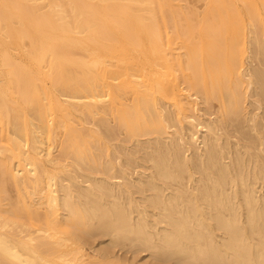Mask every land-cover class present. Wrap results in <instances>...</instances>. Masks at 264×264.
<instances>
[{"label": "bare ground", "instance_id": "obj_1", "mask_svg": "<svg viewBox=\"0 0 264 264\" xmlns=\"http://www.w3.org/2000/svg\"><path fill=\"white\" fill-rule=\"evenodd\" d=\"M202 1V11L190 3L186 14L175 0H0V200L7 182L17 194L10 209L0 202V264H92L69 242L98 229L151 250V264H264V171L254 174L260 189L236 174L240 185L218 155L221 127L200 109L217 100L221 116L239 117L246 81L264 98V72L250 70L253 83L246 64L253 53L264 57V0ZM176 122L187 138L170 134ZM120 132L155 139L150 158L163 180L182 181L194 160L208 168L202 187L177 182L182 188L165 194L152 181L158 191L144 199L162 207L165 226L150 224L133 198H106L128 201L130 185L100 179L82 187V201L74 198L81 188L60 180L71 162L96 168L102 138ZM189 141L197 147L187 159Z\"/></svg>", "mask_w": 264, "mask_h": 264}, {"label": "rangeland", "instance_id": "obj_2", "mask_svg": "<svg viewBox=\"0 0 264 264\" xmlns=\"http://www.w3.org/2000/svg\"><path fill=\"white\" fill-rule=\"evenodd\" d=\"M175 2L183 4V6L181 5V9L183 12L186 11V9H185L186 7L189 10L195 6L194 8H197L198 12L202 11V9H203V1L202 0H182V1L181 0H175ZM190 3L191 4L193 3L192 4L193 6L191 5V8H190ZM188 10L186 12H189ZM186 12H184V13H186ZM186 14H188V13H186ZM247 60L249 61V62L246 61L247 67L249 68V72H251L250 70H254V71H259V70L261 71L262 70L264 72V57H263V55L253 53V54H251L250 59H247ZM251 74H253V75H251ZM251 74H250V79L253 80V83H255L254 81L256 80V74H254V72L253 73L251 72ZM251 76L253 78H251ZM244 87H245V89H244ZM243 89L245 91H242V93L243 94L245 93V94L242 97L243 98L245 97L244 98L245 100L242 98L244 102H242L243 108H241L242 112L240 111L241 114L239 117H238V115H236L235 118L229 117L230 115L229 116H224V115L221 116L222 109H220L221 107L219 106L220 108L218 110L217 104H219V103L217 100H215V102L214 101L212 102V104L214 106L211 108H210V106L209 107L205 106L202 102L200 103V106L202 108H200L199 105H198V107L201 109V111H203V112H201L203 118L209 119L212 117L213 119L212 118L211 119L215 120L218 127H221V128H219L217 134H221V135H219L222 139L221 145L223 144L224 146L223 145L221 146V147H223V150L221 149V151H219L220 154L218 153V155H219V158H221L220 160H222L226 163L228 162L231 165L232 172L234 173V174L232 173L233 178H235L237 175L244 174L245 182L247 180L246 183H250L251 186H253L255 188L257 187V189H260L259 185L262 184V183H260L262 181H259L260 179L257 178V176L260 175L261 173H263L262 171H264V166H263L264 165V151H263L264 150V98L261 97V89L258 86V84H256V83L253 85H251V84L247 85V81H246L243 84L242 90ZM212 104H210V105L212 106ZM169 111H171V109L167 110L165 112V114H168ZM208 111L209 112L211 111L213 113H211V112L209 113ZM222 114H223V112H222ZM237 117H238V120L236 119ZM253 118H254V120H252ZM234 119H236V120H234ZM249 119H250V121H249ZM225 121H228V122H225ZM234 121L235 122L237 121V122L235 123ZM195 123L197 124V122H195ZM90 124H92V123H90ZM173 124L174 125H172V127H170V129H169L170 134H174V132H175L174 137L178 136V135H183V136L186 135L185 137L187 138V136L190 134V130L186 129V128H184L185 129L184 130L182 128V125L181 126L177 125V124H179L177 122L173 123ZM175 124H176V126H175ZM86 126L91 127V125L89 126V123H87ZM197 127H198L197 129H199V126H197ZM193 129H196V127L195 128L193 127ZM186 130H188V131H186ZM185 132H187L189 134H186ZM123 133L120 132V133L116 134L114 137L113 136L109 137V135H107L108 137L104 136L102 138V141H101V142H103L102 146H103V149L106 146L105 147L106 153H104L105 150L102 151L103 149L99 150L100 152H98V150L95 149V155L97 157V162L99 164L96 168H95V166L93 168V165H88V164H87V166H85V164H80V166L78 167V165L76 163L71 162V163H69V164H71V165H69V169H67V170H70V168H71V170L69 171L70 173L67 170L64 171L62 169H61V172L60 171L58 172L61 176L60 180L62 181L63 185L66 184L65 186H69V188L72 185L71 189L73 191L75 190L77 193L81 191L80 192L81 194L78 193L80 196L83 195L82 190H84V188L89 186L88 183L92 182L90 185H94L100 179H106V178L108 179L109 178L108 181L117 183V185L119 183V185H121V186H123V184L130 185L131 195L129 196V195L124 193V196L127 195L126 199L128 196L130 197V198L128 197L129 202L127 200H125L124 196H123L124 199L121 198L122 196H118L117 199H115V200H113L115 197H112V196H111L112 199L110 198V196H107L106 198L107 199L109 198L110 199V200L108 199L109 201H116V200L120 199L123 202H125L127 205H129L130 203L133 202V204L135 205L134 207H136V210L140 212L139 214H142V212H143V214H145V215H148V214L150 215V216L149 215L147 216L148 221H151V220L153 222H154V220L159 221V222L156 221V223L158 222L157 228H160L161 226H165L166 225L165 222L167 219H168L167 220V222H168L169 218H166L164 216L165 212L162 209V207L160 205H158V206L149 205V204H147V202L145 201L144 198L146 195L153 194L156 191H158L153 186L154 181L157 180L160 183V186L162 184L161 187H162V189L165 190V191L163 190L165 192V194L168 192L169 193L173 192V191L175 192V189L179 186L177 184L178 181L177 182L172 181V180L166 181V180L161 179V177L158 176V174L154 175L155 170L153 167V161L150 157H151V154H153L151 149L153 147H156V148L159 147V144L155 143L156 142L155 139L149 138V137H141L140 138L141 140L138 139L140 141H138L137 139L136 140L135 139L134 140H132V139L126 140L127 137H126L125 133L124 134ZM205 133H203V134H205ZM198 134L200 135L202 133L198 132ZM124 135H125V137H124ZM60 136L61 135H59V137L56 139V141H55L56 146L54 144L55 148H53V150L55 149L54 151L56 153H59V154H60V149H59L60 146H58V145H60V143H61L60 140H62V137H63V136H61V137ZM220 137H219V139H220ZM221 139L218 141V143L221 141ZM191 142H194V141L188 142L190 144L191 150L185 151L186 155H184V156H186V158L188 156L191 157L189 154L192 155L191 151L194 150L195 146L197 147V144L194 143L195 144L194 145ZM151 145H153V146H151ZM192 147H193V149H192ZM162 148H164V147L162 146ZM159 149L161 150V148H159ZM162 150H164V149H162ZM101 151L103 154H101ZM165 151H166V149H165ZM228 151H229V153H228ZM238 151L240 153H237ZM55 152H54V154H55V156H57L58 154L56 155ZM99 153L101 154L102 157L100 156ZM221 154H222V157H221ZM237 154L238 155L241 154L242 155L241 157H243V159L246 158V160H243L244 163L243 162L239 163V166L236 164L238 162V160H237V162H236V160L235 161L233 160V159H235ZM104 155L106 158L104 157ZM223 156H225L226 158L225 157L223 158ZM100 158H102L101 162L99 161ZM68 160H71V159H67V162H68ZM103 160H104V162H103ZM106 160H108V161L111 160V163H109L110 165L108 164V162L105 163ZM112 160H113V162H112ZM196 162L200 163V161L194 160V161L189 163L190 165L188 164V167H186L188 171L186 170L185 171L186 173L184 172L185 178L182 179V181L180 180L178 182L180 184L183 183L182 187L184 189L187 188L188 185H189L188 187L190 188L191 183H194V184H192V186L197 184L196 186H199V187H202L204 184L207 183L208 179L206 178V174L205 175H203V174L206 173V170L208 168H203L204 173H201V171L203 172L202 167H199L200 164L198 165ZM191 163H193V164H191ZM241 163H242V165L243 164L244 165L243 166L240 165ZM111 164H112V166H111ZM105 165L106 166L108 165V167L110 169H112V167H113V169L115 168L114 169L115 172L112 171L113 173H115V174H113V175H115L114 177L111 176L112 175L111 170L106 169L108 167H106ZM232 165L233 166L237 165L238 168L236 166H235L236 167L235 168ZM259 165L263 168H259L260 167ZM89 166H90V168H89ZM98 167H99V169H97ZM234 168H235L234 171H236V172L233 171ZM256 168H258V169L256 170ZM104 169L110 170V171H106ZM259 169H260V171H259ZM258 171H259V173H258ZM65 172H66V174H65ZM61 173H62V175H61ZM245 173L246 174L250 173L249 175H246L247 179H246ZM190 174H192V177ZM254 174L257 175L256 179H254L255 178ZM122 176H123V178H122ZM248 176L250 178H248ZM93 178H95V181ZM151 178H156V179H151ZM192 178H193V180H192ZM238 178H239V176H238ZM238 178L236 177L235 179H237V182L241 185V183H240L241 181L238 180ZM194 179H195V181H194ZM148 180H151V182L149 183ZM229 180H230V178H229ZM255 180L257 181L256 184L258 186L256 184L253 185V181H254V183L256 182ZM174 182H175V184H174ZM8 183L10 186L7 185ZM10 183L11 182H7L5 184V187L7 190H4L6 192H4V196L0 200L1 204H3L2 207H4V209H10L11 203L13 201H15L16 197H17V194H15L16 191H14L15 188ZM184 183L187 185H185ZM202 183H203V185H202ZM231 184L232 183L230 180V182L226 185V187L229 191H232V189L229 188ZM244 186L247 188V185H244ZM82 187H84V188L82 189ZM179 187H181V186H179ZM179 187H178V189L182 188V187L181 188H179ZM245 187H243V188H245ZM80 188H81V190L78 191ZM94 190L97 191L98 194L101 193L100 188H95ZM170 190H172V191H170ZM185 190H188V189H185ZM8 191H9V193H8ZM75 191H74V193H75ZM176 191H177V189H176ZM6 193H8L7 195H11V196H7ZM117 195H119V194H117ZM7 197H9V198H7ZM78 197L79 196H75L74 198L75 199L77 198L76 200L86 201L85 200L86 198H83L84 196L79 197V199H78ZM10 198L13 199L11 202L9 201ZM106 198H105V200L108 203L109 201ZM131 199H132V202H131ZM204 201H205V199H203V202ZM144 205L147 207V209H145V212L143 210ZM140 209L143 211L141 212ZM161 212L162 213L164 212L163 216L166 219L163 218ZM135 213L138 214V212H135ZM161 218L163 220L162 222H161ZM152 221L150 222V224L153 223ZM78 234L80 237H77ZM78 234L75 236V238L74 237L72 238L73 241H76V242H74L76 244L74 245V243L71 241L72 244L69 242V244L71 246V247L70 246L69 247L73 248L76 252L85 253L86 255H88V256H86V259L91 257V258H89V260L92 261V264H101L104 261L108 262L106 260H109L110 263H115V264H121V262H122V264H124V263L125 264H143L145 262L151 264L152 262L156 261L154 259L153 255L151 254V250H145V249H141L139 247L132 246V244H130V241L113 243L111 241L112 236L108 233L103 232L102 229L101 230H99V229L94 230V231H92V233H85L83 231H79ZM77 238H79V239H77ZM76 245H78V247ZM78 248H80L82 250L79 249L80 250L79 251ZM184 260L185 259H183V261H176V259H170L168 261H157V262H158V264H189V262H187L186 260L184 261Z\"/></svg>", "mask_w": 264, "mask_h": 264}]
</instances>
